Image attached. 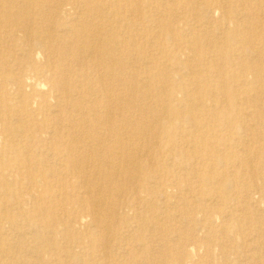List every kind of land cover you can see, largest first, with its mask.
Returning <instances> with one entry per match:
<instances>
[{
  "label": "rangeland",
  "instance_id": "1",
  "mask_svg": "<svg viewBox=\"0 0 264 264\" xmlns=\"http://www.w3.org/2000/svg\"><path fill=\"white\" fill-rule=\"evenodd\" d=\"M22 3L0 0V264H264V0ZM111 11L123 21L115 55L105 34V52L70 69L78 38L62 26L111 23ZM256 45L260 56L230 60ZM38 69L37 93L75 78L99 91V75L116 92L96 113L84 105L68 161L43 150L36 126L66 140L76 114L39 112L26 76ZM34 242L52 251L25 255Z\"/></svg>",
  "mask_w": 264,
  "mask_h": 264
},
{
  "label": "bare ground",
  "instance_id": "2",
  "mask_svg": "<svg viewBox=\"0 0 264 264\" xmlns=\"http://www.w3.org/2000/svg\"><path fill=\"white\" fill-rule=\"evenodd\" d=\"M9 1H12V3H17V4L21 3V4H23L22 2L24 0H9ZM7 4H9V3L4 4V6H7V7L10 6V5H7ZM67 6H69L70 8H68V7L65 8L64 12H66L68 17L76 18V19L81 18V17H79L81 13L78 10H76V5L75 4H68ZM67 11H68V13H67ZM211 11H214V10L212 9ZM217 12H218V10H217ZM72 13H73V15H71ZM110 14L114 15V21L113 22L110 23V22H107L106 20H103V19L97 20V22L94 25H92V28L89 27L90 29L86 28V29H83L82 31L80 30L81 32H78L77 27H75V26L72 27V26L68 25L67 23H65L62 26L63 30H65L67 32H72L74 34V36L78 38V45L73 50V55H74V56L72 55L73 58L71 59L66 54L65 57H64V60H63L64 62L68 63V66L71 67L70 69H74L76 66H78V67L79 66H84L85 67L88 64L89 58H91L94 55H101L103 52H105V47H106L107 43L109 41H111L113 38H114V40H113V42H114L113 45L114 46H113V49H112L113 52L112 53L111 52L110 53L106 52V54H110V55H113V56L115 55V52H116V49H117L116 46L121 45L120 42H122V40L118 39V36H123L120 33V30H121L120 26L123 24V21H122V18L115 16V15H118L119 13L115 14L113 11H111ZM91 17H92V15H91ZM229 18L233 20L232 17H229ZM84 22H85V19H83L81 21V23H84ZM85 23H87V22H85ZM227 24L228 23H225L224 26H227ZM83 26L86 27L85 25H83ZM9 33L12 34V35L20 34V32L18 30H14V28ZM105 34L110 36L111 40L109 38V41H108V39L104 37ZM39 43L41 44V42H39ZM73 47H74V45H73ZM97 47H101L103 50L102 51H98ZM262 49H263V47H258V45L253 46L252 48H247V49H245L244 47L241 48V49H236L235 53L233 54V56L230 57V60L234 61V59H236L235 58L236 52L238 54H240L241 56H245V57H249V58L258 57V56L261 55V53H262L261 50ZM24 51H26V50H24ZM38 51H40V50H38ZM29 55H30V59L32 60L34 58V56H32V54H29ZM178 55L181 56V54H178ZM248 69H251V68L249 67ZM47 73H48V71H46L44 69H38V70L34 71L33 74H27L26 75L29 79H31L30 87L32 88V92H33V95H31L29 98H30V100L32 98L34 99V97H36V96L39 98V100H38V104L40 106L39 112L40 111H44L45 112L47 110L52 111L51 110L52 107L59 109L60 106H65L69 110H72L76 115L69 116L70 118H67V119H65L62 122V124H61L62 131L64 129L68 130V131L70 129L72 130V129H74L75 126H77V127L79 126L78 121L85 122L87 119H90L91 112H89V111H92V109H90L88 111V110H86L87 108H85V106L87 107L88 105H90V103H93V108L95 110H93L92 113H94V112L96 113V110H97V106L96 105H97V103L100 104V100L99 99H104L106 101V100H111L112 97L116 96L115 90H111L110 88L105 87V85L102 86L103 83L106 81V77L105 76H101V75L98 76V82L100 83V87L99 86L96 87V88L100 89L99 91H97L95 89H92V90H90L88 92V94H87V91L80 92L79 88H81L84 84H86L90 89H91V87L89 86L88 83L85 82V83L81 84L78 89H76V87H74V84L78 83V82L82 83V81H80V80L75 78V79H73V81L70 80L68 83H62L58 87H54L53 86V88H51V90L48 93H44V94L43 93H37V91H36L37 87H35V86L37 85L38 81L36 80V78L34 76L36 74L46 75ZM76 76H77V73H76ZM86 76L88 77V74H86ZM82 78H83L82 76L79 77V79H82ZM15 82H16V80H15ZM64 84H66V85H64ZM77 85H79V84H77ZM117 92H119V91H117ZM100 95H102V96L100 97ZM98 97H100V98H98ZM93 99H96V101H94ZM117 99L120 100V96ZM106 102H108V101H106ZM59 111L61 113H63V111H61V110H59ZM53 112H55V111H53ZM107 115H109V114H107ZM112 116H114L113 112H112ZM36 130L40 133L38 137L43 142H45V145L47 147V148H45L43 150L48 152L49 153L48 155L52 159L57 160L58 162H63L64 160L68 161L69 158L70 159L73 158L72 155H70V157H69V155H65L62 151L66 152L68 149L71 151L72 149L76 148V146L71 145V143L73 144V142L68 139L71 135H74V133H71L69 131V134L67 136L63 137L66 140H62L61 141V140H56L55 133H51V130H49L48 127H46L45 125L36 126ZM25 137L27 138V140H29V138H31L29 135L28 136L25 135ZM58 142H59V144H58ZM99 146H101V144ZM52 148H56L57 150H60L61 154L57 153L56 151L55 152L54 151L50 152L49 150H51ZM20 161L21 160H19V164H20ZM27 162L28 161L25 160V161H23L22 164L30 166ZM22 164H20V165H22ZM40 164H42V162ZM37 165H39V164H37ZM96 171H97V169H96ZM37 177H40V176H37ZM34 182L32 183V181H31L29 183L30 187L34 188V185H33ZM48 187H50V186H48ZM25 193H27V192H25ZM79 223H80V219H78V220H74V219L70 220L69 219L64 224H66L67 226L68 225L75 226V225H77ZM64 224H61V225H64ZM34 228H36L35 225L31 226V229H34ZM108 228L110 229V227H108ZM36 243L37 242H34L35 245H31V246L25 245V243H24L23 245L20 246L22 252L25 253V255H30V257H33V255L49 254L52 251V249H51V247L49 245H47L46 247H41V246H39ZM75 243L79 244L80 242L76 241ZM77 247H80V246H76V248ZM83 249L84 248H82L81 250H83ZM67 255L69 257H71L73 260L76 259L77 263H83V260L80 257H78L77 253H72L71 254V252H68ZM85 255L88 258H91L93 256L92 254L90 255L88 252H85ZM51 260L52 261H56V260H53V258H51ZM89 261H91L92 264H97L96 263L97 259L94 256L91 259H89ZM8 264H10V263H8Z\"/></svg>",
  "mask_w": 264,
  "mask_h": 264
}]
</instances>
